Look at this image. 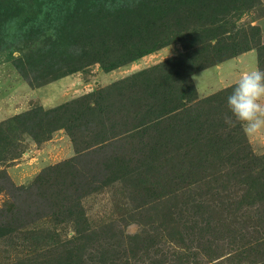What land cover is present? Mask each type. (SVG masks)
<instances>
[{
  "label": "rangeland",
  "instance_id": "rangeland-1",
  "mask_svg": "<svg viewBox=\"0 0 264 264\" xmlns=\"http://www.w3.org/2000/svg\"><path fill=\"white\" fill-rule=\"evenodd\" d=\"M114 1L30 0V6L19 2L7 10L14 18L0 10V62L5 61L0 63V125L32 110L35 114L28 120L22 117L16 123L21 130L0 141V157L4 159H0V264H264V221L260 226L242 227L241 219L225 214L226 223L208 229L190 206L186 208L185 196L176 188L187 180L179 181L167 170L159 185L158 176L144 180L145 169L140 167L151 155L135 137L144 129L138 117L147 116L155 122L156 104L149 94L135 104L133 92L141 91L144 85L166 86L168 81L174 89L181 84L190 87L185 96L192 100L179 94V110L168 112L163 120H175L173 124L183 135L200 136L199 130L187 129L185 122L201 112L206 124L208 107L201 105V100L224 89L212 68L192 75L195 100L191 86L181 82L191 80L190 73L197 67L214 61H204L207 52L213 49L214 39L225 38L215 35L214 25L207 24L214 18L216 0H196L199 17L203 15L201 24L182 26L178 22L182 17H176L178 26L171 25L170 37H149L132 53L157 46L156 50L112 68L124 58L129 41L126 44L124 38L104 36V27L98 28L97 23H90L84 31L80 25L89 22L88 16L95 9ZM119 1L134 15L139 14L140 2L152 0ZM171 1L169 10L174 15L184 16L193 5L185 0H166ZM256 3L238 0L235 5L242 9L233 12L230 20L233 32H228L229 36L241 52L246 47L240 45L251 37L254 26H260L262 34L264 31V0ZM38 5L42 7L37 13L16 18ZM249 51L250 56L257 52L256 48ZM80 64L86 66L56 83L45 84L48 86L40 95L31 92ZM233 65V60L224 63V76L238 66ZM255 65L264 70V49L261 62ZM112 84L121 86L122 94L116 93L112 102L103 96L98 104H113L111 109L117 111L120 123L115 129L103 125L110 119L94 103L91 109L96 111V120H87L79 109L85 95H99ZM61 99L77 102L71 105L76 107L71 124L75 139L65 127H56L50 140L38 142L27 129H37L38 121L45 118L41 107L49 109ZM209 110L214 112L212 107ZM136 126L139 128L134 130ZM161 128L150 131L158 135ZM237 139L249 143L255 154H264V135L249 138L240 126ZM6 150L14 154H6ZM154 171L159 174L160 167ZM212 172L206 168L203 180H209Z\"/></svg>",
  "mask_w": 264,
  "mask_h": 264
},
{
  "label": "trees",
  "instance_id": "trees-1",
  "mask_svg": "<svg viewBox=\"0 0 264 264\" xmlns=\"http://www.w3.org/2000/svg\"><path fill=\"white\" fill-rule=\"evenodd\" d=\"M185 1L193 5L183 16L182 13L174 15L173 10H169L172 6V1L166 2V0H164V2H161V0H152L140 2L141 5L136 9L139 14L133 15L132 10L126 3L117 0L105 7L95 9V11L88 16L89 22H83V25H80V29L84 31L85 27L90 23H97L98 28L100 26L104 27V36L113 38V40L115 38H124L126 44L129 41V45L125 47L126 53L122 56L124 58L112 67L115 68L129 60H134L143 54L156 50L158 48L157 46L132 53L139 46L143 47L146 39L149 37H161L162 35L170 37L171 25L175 23L176 26H178L176 17H182L181 20L178 21L179 25L182 26L192 27L193 25L196 26L201 24L203 15H201V18L199 17V7L196 0ZM256 1L261 3V0ZM19 2L30 6L28 4L30 0H0V10L1 12H5L2 14L7 13L8 16L14 18V15L7 10L11 9ZM237 2L238 0H216L215 4L218 6H214V18L211 17L207 24L214 25L215 35L225 38H223V40H219L218 38L214 39V44H211L213 49L207 52L208 57L204 61L213 59L214 61L194 69L190 73L191 80L182 79L181 82L191 86L192 92L195 93V97H193L194 100L197 98V88L192 80V75L195 74V72L220 64L254 48H256L258 52L259 63L261 62L264 40L260 26H254L252 28L253 33L251 34L252 38H247V40L241 43V47H246L245 51L242 52L239 50L240 48L238 49V43L234 42V37L230 38L231 35L229 36L228 32H233L230 20L234 17L235 11L242 9L238 5H235ZM243 2L245 1H241V3ZM41 7L42 6L38 5L35 9H33V7L27 8L22 15L17 14L16 18H22L33 12L37 13V10L41 9ZM238 13L240 12L238 11ZM167 19L172 23L166 22ZM36 20L37 17L32 19L34 24ZM30 22L31 20L26 22L23 26L29 25ZM136 36H139V38ZM128 37H131L130 40ZM228 38L230 39L227 40ZM237 52L240 53L238 54ZM88 64L91 63H87V65ZM85 66L86 65L82 64L75 66L68 70L66 72L67 74L63 73L57 75L53 77V80L35 86V88L59 80L71 73L78 72ZM185 76L187 77V74H185L184 77ZM170 82L171 81H168L166 86L154 84L153 87H151L150 85H144L141 91L133 92L134 96L132 102H135V104L138 105L146 94H149L156 104V111H153V113L156 114L154 115L156 116L154 117V120H156L155 122L147 116L138 117V123L142 122V127H144V129L140 134L137 132L135 137L140 146L148 147V153L151 155L147 161L143 159V165L140 166L145 169L143 174L144 180H149L152 176H154V179L158 176L159 185H161L162 182L159 178L160 176H164L167 170L173 171L175 178H179V181L183 179L187 180L185 185L179 183L176 188L185 196L184 202L186 208L190 206L193 212H196L197 217H199L198 219L203 223L206 222L208 229L215 230L214 228H217L216 224L226 223L225 214H231L241 219L242 227H245V225L260 226L264 221V154H255L250 150L249 143L243 144V139H237V134L240 132L238 122H235V125L231 127L225 123V116H231V112L227 109V97L231 94L235 84L208 95L201 100V105L208 107L205 118L208 119V122L204 124L201 120L204 113H195L192 118L185 122V126H188L187 129L190 131L199 130L201 135L187 136L181 134V128L173 124L175 120L171 123L167 121V119L165 122L163 120L168 117V112L171 113V111L179 110V107H177V102L179 103V94L182 93L185 100H192L191 96H185L186 89L190 87L181 84L179 88L174 89ZM31 86L34 85L31 84ZM120 88L121 86H118V84H112L109 89L100 92L99 95L93 92L85 95L82 98L83 102L79 105V109L85 113L84 117L86 118V116H88L87 120L89 121L97 119L96 111L91 109L92 103H94L98 107L100 113L107 114L110 119V122H105L103 125H108L110 129H115L120 126L116 117L117 111L111 109L113 104L110 103L107 107L98 104L103 96H105L107 102H112L116 97V93H118V96L122 94ZM176 95L178 99L172 98ZM73 100L70 101V103L63 102L45 110L41 107L40 109L45 114V118L38 121L37 129L29 128L27 131L35 137L38 142H43L52 138L53 131L56 127H65L74 140L76 133L72 129L71 124L75 117L74 111L76 107L71 105L77 102ZM179 104L181 105V103ZM224 106L226 108L225 112L223 110ZM168 107H170L171 110H167L166 108ZM211 107L214 112H210L209 109ZM34 116V110H32L29 111L28 114L17 115L14 119L5 121L0 125V141H2L3 136L7 137L8 133L16 135L17 132L21 130L19 129L18 131L20 127L17 126L16 123L22 119V117L28 120L34 118ZM126 125L127 123H124V127ZM159 126H162V128L158 135H155L154 131H150ZM138 128L139 127L136 126L134 130ZM49 130H51L52 133H47ZM40 135H43V137L40 138ZM226 143L228 147H226ZM228 149L229 151H225ZM231 150H234L235 153H231ZM174 151L175 154L173 155ZM0 153H2V146ZM8 153L14 154V151L11 152L10 150H6V154ZM182 155H184V157H180ZM169 157L171 161L166 164ZM0 159L1 161L4 160L1 157ZM158 166L160 167V173L158 174L157 172L154 174L156 172L154 169L158 168ZM206 168L213 169V172L209 174L210 179L207 181L203 180L202 177ZM151 185H154L153 180ZM146 192H148V189H146ZM246 221L248 222L245 223ZM243 223L245 224L243 225ZM209 235H211V233H209Z\"/></svg>",
  "mask_w": 264,
  "mask_h": 264
},
{
  "label": "clouds",
  "instance_id": "clouds-1",
  "mask_svg": "<svg viewBox=\"0 0 264 264\" xmlns=\"http://www.w3.org/2000/svg\"><path fill=\"white\" fill-rule=\"evenodd\" d=\"M231 116H225L230 127L238 122L249 137L264 135V70L244 71L227 97Z\"/></svg>",
  "mask_w": 264,
  "mask_h": 264
},
{
  "label": "crops",
  "instance_id": "crops-1",
  "mask_svg": "<svg viewBox=\"0 0 264 264\" xmlns=\"http://www.w3.org/2000/svg\"><path fill=\"white\" fill-rule=\"evenodd\" d=\"M263 28V30H264V27H262ZM263 38H264V31H263ZM250 52V51H249ZM248 52H246L245 54H240V56H236V57H233V58H231V59H228V60H226V61H229V60H233L234 61V65L233 66H235V65H238L237 66V68H235V70L234 71H232L228 76H224V74H223V66H224V63L226 62V61H224V62H222V63H220V64H217V65H214V66H211V67H209V68H206V69H216V73H217V75L220 77V79H218L219 81H220V83H221V85H222V88H225V87H227V86H230V85H232V84H234V83H236L237 82V80L239 79V77H240V75L244 72V71H250L251 69H254L255 68V63L257 62V64H258V56L256 55L257 54V52L255 53H251V56L250 55H248L247 54ZM253 54V55H252ZM255 54V55H254ZM244 56H247V57H244ZM249 56V57H248ZM257 56V58H255ZM252 57V58H251ZM4 63H5V61H3ZM3 62H0V63H3ZM206 69H204V70H206ZM201 71H203V70H201ZM200 71V72H201ZM234 74H235V76H234ZM73 79V78H72ZM58 81V80H57ZM225 81H227V82H225ZM236 81V82H235ZM53 83H56V81L55 82H51V83H49L48 85H50V84H53ZM48 85H45V86H41V87H39V88H32L33 89V91H31V92H35L37 95L39 94L40 95V93H41V90L43 89V88H45V87H47ZM52 86V85H51ZM48 91H50L49 89H48ZM45 93H47V91L45 92ZM42 96V95H41ZM40 98V97H39ZM71 98H73V97H71ZM41 99V98H40ZM68 100V99H67ZM41 101H42V103H43V98L41 99ZM65 100H62L61 99V101L60 102H58V103H53V104H51L52 105V107H54V106H57V105H59V104H61V103H63ZM49 108V107H48Z\"/></svg>",
  "mask_w": 264,
  "mask_h": 264
}]
</instances>
